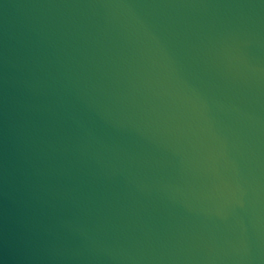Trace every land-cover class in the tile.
<instances>
[{"label":"water","instance_id":"1","mask_svg":"<svg viewBox=\"0 0 264 264\" xmlns=\"http://www.w3.org/2000/svg\"><path fill=\"white\" fill-rule=\"evenodd\" d=\"M0 264H264V0H0Z\"/></svg>","mask_w":264,"mask_h":264}]
</instances>
